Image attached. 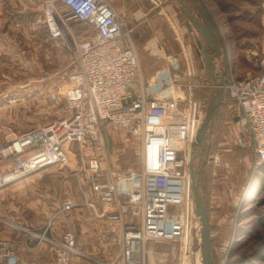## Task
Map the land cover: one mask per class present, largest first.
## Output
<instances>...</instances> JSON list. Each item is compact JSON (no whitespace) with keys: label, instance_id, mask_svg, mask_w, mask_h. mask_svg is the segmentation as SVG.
Wrapping results in <instances>:
<instances>
[{"label":"built area","instance_id":"1","mask_svg":"<svg viewBox=\"0 0 264 264\" xmlns=\"http://www.w3.org/2000/svg\"><path fill=\"white\" fill-rule=\"evenodd\" d=\"M261 10L264 14V0ZM42 11L50 37L70 51L73 62L49 92L59 115L0 139V191L40 169L71 160L76 163L71 174L83 200L64 197L43 231L19 225L26 231L22 245L17 239L0 237V264H79L76 256L91 257L84 251L82 236L71 229L55 234L51 226L60 214L80 206L120 221L114 241L123 264H144L140 252L147 239L186 236L189 154L209 108L208 99L181 97L184 104L176 96L160 99L144 90L136 92L139 55L125 19L109 0H42ZM207 12L229 46V24L212 7L207 6ZM73 20L85 25L81 38L72 30ZM261 63L260 72L239 78L231 71L224 83L239 108L240 121L249 129L257 165L264 162V58ZM18 101L16 96L10 98ZM116 125L142 137L141 181L135 172L103 166L105 131ZM128 214L131 219L126 220ZM43 247L50 259L22 255Z\"/></svg>","mask_w":264,"mask_h":264},{"label":"rangeland","instance_id":"2","mask_svg":"<svg viewBox=\"0 0 264 264\" xmlns=\"http://www.w3.org/2000/svg\"><path fill=\"white\" fill-rule=\"evenodd\" d=\"M144 1L146 5L154 9L153 12L157 17V28L159 30L165 28L159 16L161 7L160 0ZM174 1L175 7L179 5L177 10L178 13L175 12L179 15L180 20L174 23L172 28L168 27V38L171 41L172 49L175 52L179 51L177 37L187 38L192 44V52L198 57L196 61V75L198 80H200V82L211 81L212 77L208 74L209 69L203 56V48L198 46L196 40V36H198L204 46V36L197 31L193 21H191L184 12L182 5L177 3L176 0ZM224 1L225 0H198L203 6V9L207 11V6L212 7L213 10L217 12L216 15L220 16L222 22H227L229 24L228 29L231 35H229L228 40L234 42L235 51H237L242 64L248 66L253 71L261 70V60L264 58V14L261 10V0H228L230 4L227 6L228 8L226 10L222 8L223 5H225L223 4ZM191 9L193 10L192 7ZM30 16L31 20L29 21L32 22V24H25L24 28L20 26L21 28L19 30L16 29L14 34L11 32L9 34L11 36L10 40L13 38L14 42H11L12 44H9L6 48V55L9 60L7 68L11 71H16L19 76H21V70L23 71L25 67L29 68L26 66V63H29V65L31 64L34 70L39 68L47 70L49 68V71H54V75L49 78V84L52 86V84L72 66V55L70 51L65 48L62 51L67 56L68 53L66 49L68 50V62L66 64L60 63L59 60L61 61V58L59 56H56L55 60V54L58 55L59 51L64 47H58L50 37L43 11L41 14ZM209 20L211 19L209 18ZM187 21H190V24L194 27L193 30L187 25ZM210 22L211 25L214 26L212 20ZM71 27L72 30L75 31L77 38L83 36L84 24L73 20L71 21ZM215 29L221 42L224 44L225 39L218 28L215 27ZM141 32L144 33L143 30H141ZM35 39H38V43L33 42ZM131 39L135 45L134 39ZM229 41L228 43L230 44L231 42ZM135 48L137 50L136 45ZM247 49H249L248 51L251 54H247L249 53ZM252 50L255 52L252 53ZM48 51H50L49 55L53 58L51 61L54 60V65L49 61L47 62ZM247 55H249V57ZM201 61L204 65V69L200 68ZM234 65L235 63L232 62L229 68L230 66L234 67ZM40 74H42V72H40ZM214 81L217 82V80ZM201 88V86L195 88L194 97L201 98L204 96L203 89ZM215 95L216 88L213 87L209 93V106ZM28 97L35 99L34 106L36 107L38 101L34 95L31 94ZM221 99L223 102L218 105L211 120L210 128L213 131L212 134L209 137L205 136L207 139L204 138V140H199L195 146L192 147L197 182L209 211L212 250L215 264H226L228 261L251 256L257 250H262L264 253V226L260 224L264 216V190L259 192L256 184L259 165L256 164L252 148L242 147L238 144L237 138L240 132L232 115L227 117L228 119L226 122L224 121L226 111L223 105L224 101H227L226 92L223 93ZM44 104L47 105L44 111H39V108L36 109L34 106L32 109L25 108V110L22 106L13 105L14 108L11 112L15 114L16 107L17 111L22 112L25 116H38L37 118L40 120L43 119L46 112H48L47 119L59 115L58 107L54 104L50 96L45 98ZM166 120L174 121L172 118ZM33 124L34 123L30 120L23 125L25 128H31ZM9 132H11V130H9ZM105 139L107 142V158L103 162V166L107 168L110 165L117 171L128 170L135 172V174H137V180L141 181V135L130 133L126 127L116 125L109 126L105 131ZM201 141H203V143L199 144ZM75 167L76 163L70 160L66 164L49 168L56 169L57 174H47L46 177H43V180L47 177L54 178V174H56L58 175V182H56L55 186L47 187L44 185L45 182H42V179L40 182H34L29 178L24 181L21 179L1 190L0 237L17 239L22 245L23 233L26 231L19 225L43 231L46 225L49 224L51 217L56 214L57 209L60 207V202L64 197L69 196L76 201L83 200V195L77 180L71 174ZM59 169L65 170L61 172ZM186 189L188 199L186 204H184L186 219L185 238L180 240H168L167 242H158L154 240L150 241L148 245L150 244V246L157 247L164 246L167 248L169 256L166 253L163 254L162 260L163 256L165 257L164 259H167L168 256L169 258L167 260L171 261L172 264H204L201 252L203 244L202 223L193 201L194 194L190 174ZM95 216L97 217L96 213L91 208L80 206L76 207L71 212L60 214V216L52 222L51 226L55 234L60 235L66 229H71L80 236H84V251L91 257L82 258L94 264H99L100 261L108 262V260L105 254L96 249H92V247L98 244V239L93 236L92 233V231L95 230L93 227L95 225ZM5 220H7L8 223H6ZM106 240L107 242H111V250L115 251L110 235L106 234ZM45 250V247H43L34 250L33 253L27 251L31 256V258L28 259L37 258L38 252H44ZM143 251H145V248L140 252L144 264H153L155 260L156 264H167L165 263L166 260L159 261L154 255L150 258L147 255L145 260ZM107 254L110 256V253ZM112 255H114V253ZM158 257L161 258V256ZM172 258H174V260H172ZM40 259H42V257ZM257 261L259 262V260ZM262 264H264V262H262Z\"/></svg>","mask_w":264,"mask_h":264},{"label":"crops","instance_id":"3","mask_svg":"<svg viewBox=\"0 0 264 264\" xmlns=\"http://www.w3.org/2000/svg\"><path fill=\"white\" fill-rule=\"evenodd\" d=\"M109 1L113 4V6L116 8L119 14L125 19L126 29L128 30V32L130 31L129 36L134 39L135 45L137 46V50L140 57L139 58L140 67H139V73L137 74L133 82V87L136 92L140 93L144 90V92H146L149 96L160 99H164V98L167 99L176 96L178 99H180V103H184V104L186 103L184 100L181 99V97H190V95L194 99L209 100L211 96V95L209 96V93L211 92V88L213 87L216 88V94H217V85L220 79H214L209 74V70H208V74L212 77L211 81L200 82V80H198L196 75V70H197L196 61L198 60V57L195 56L194 53L192 52V44L188 41V39L185 37L184 38L177 37L179 42V51L175 52L172 49L171 41L168 38V27L172 28L173 24L180 20L179 15L176 14V12L178 13L177 10L179 5H176L175 7L174 0H160V5H161L159 10L160 21L161 20L163 21L162 24L165 25L166 28V29L162 28L163 30L162 29L159 30L157 28L156 26L157 17L153 12L154 9L153 7L146 5L144 0H109ZM184 1L189 6V11L192 13V15L196 19L201 20L203 23L209 25V27H213L215 33L217 34L215 27L211 25L210 22L211 20H209L208 18L209 16L205 15L206 9L202 8L203 6L198 2V0H184ZM176 2L182 5L180 0H176ZM197 2L201 6H199ZM223 4L225 5H223L222 8L226 10L228 8L227 6H229L230 4V1L228 2V0H225ZM191 7L193 8V10L191 9ZM41 12H42V0H0V139L4 137H10L17 133L27 130L30 127L25 128L23 124L29 122L30 120L32 121V123H34L33 125H31V127H33L48 122L54 118L53 117L47 119L48 112H46V115L43 116L42 120L37 118L38 116L27 117L22 112L17 111L16 107H15V111H16L15 114H12L11 112V110L14 108L13 105L22 106L24 109L28 108L26 107L27 105H31V109L34 108L35 99L28 97L31 94H33L38 101V105H36L35 108L36 109L39 108V111L46 110L47 105L44 104V101L45 98L49 97V91H51L55 83L54 82L52 86L49 84L50 83L49 78L52 75H54V71L53 72L52 70L49 71V68L47 70H43L41 68L34 70L32 69L31 64L29 65V63H26V66L29 68L25 67L23 71L21 70L20 71L21 76H19L16 71L14 72L7 68L9 64V60H8V56L6 55L7 54L6 48L9 44H12L11 42H14L13 38L12 40H10L11 38V36L9 35L10 32L14 34L16 29L19 30L21 28L20 26H23L24 28L25 24L28 23L32 24V22L29 21L31 20L30 15L35 16L37 14H41ZM196 26L197 25H195V27ZM196 29L201 33V35L204 36V40H205L204 44H205L206 43L205 33L201 32L200 29L197 27ZM141 30H143L144 33H142ZM33 42L38 43V39L33 40ZM229 42L231 43L230 44L228 43L229 46H227L225 42L223 44L220 40L222 53L220 56L214 57V62L216 63L215 73L218 76H223L224 78L226 76L230 78L233 73L234 76L243 78L248 75L258 73L261 71V70L253 71L248 66L243 65L240 58L238 57L237 51H235L234 42L232 40ZM64 49L65 48L61 49L58 55L55 54V60H56V56L57 57L59 56L61 58V61L59 60V62L62 64H66L69 59L68 58L69 52L66 49L68 53V55L66 56V54H64L62 51ZM248 50L249 49H247V51ZM253 52L255 51L252 50V53ZM49 53L50 51H48L47 53L48 56L47 62L49 61L51 62L52 65H54V60L51 61L53 58L52 56L49 55ZM215 53H216V48L214 47V44L211 42L208 43V54L214 55ZM247 54H251V53L249 52ZM203 56L207 64L206 53H204ZM247 56L249 57V55ZM232 62H234L235 65L234 67L230 66L229 68V65L232 64ZM203 66L204 65L201 61L200 68L202 69ZM40 72H42V74H40ZM214 80H217V82ZM11 81H14L15 83ZM197 86H201L202 87L201 89H203L204 96L201 98H197L193 96V94H195L194 92ZM225 92L227 96V101H224V105H223L226 111L224 121L226 122L228 119L227 117L229 115H232L240 132L237 138V141L239 142L238 144L242 147L252 148V139L250 136L249 129L248 127L242 124L238 116L240 112L239 108L233 102L231 96L229 95V92L228 91ZM11 96L18 97L19 101L16 103L10 102ZM221 102H223L222 99L220 103ZM211 120L209 127L205 133V136L207 137H209L213 132L212 129L210 128L212 122ZM21 127L23 128V130ZM9 130H11V132H9ZM205 136L203 137L202 140H204V138L207 139V137ZM201 143H203V141L199 142V144ZM49 168L51 167L40 169L39 171H36L30 176L24 178L22 181L31 178L34 182L36 181L40 182L42 179V182H45L44 185H46L47 187L55 186L56 182H58L57 181L58 175H56L57 171L56 169H49ZM59 170L63 172V170L65 169H59ZM52 173H56L54 174V178L47 177L43 180V177H46L47 174H52ZM98 208L99 209L101 208L100 204H98ZM125 219L126 220L131 219V215L130 214L126 215ZM94 220H95L94 221L95 225L93 227L95 228V230H93L92 233L93 236H95L98 239L99 245L97 244L95 247H92V249L93 250L96 249L99 252L105 254L108 263L110 264H123V261L121 260L120 247L117 244H115L114 241L115 232L120 230L121 222L114 220L110 216H99V215H97V217L95 216ZM106 234L110 235V237L112 238V244L115 248V251L111 250V242L110 241L107 242ZM150 241H154V240L147 239L145 241V247H144L145 251H143L145 260L147 255L149 258L154 255L159 259V261L162 260L163 254L166 253L169 256L168 254L169 251H167V248H165L164 246L161 247L150 246V244L148 245ZM167 241L168 240L158 241V242H167ZM28 252L33 253V251H28ZM28 252L22 251V255L26 258H31ZM107 253H110V256ZM113 253L114 255H112ZM158 256H161V258ZM168 256L167 259L169 258ZM41 257L42 259H50L49 251L46 249L44 252H38L37 258H41ZM164 258L165 257L163 256L162 261L166 260L165 263L172 264L171 261H168L167 259ZM75 260L79 264H94L90 261H86V259H83L82 257L79 256H76ZM172 260H174V258H172ZM153 264H156V260L153 262Z\"/></svg>","mask_w":264,"mask_h":264},{"label":"water","instance_id":"4","mask_svg":"<svg viewBox=\"0 0 264 264\" xmlns=\"http://www.w3.org/2000/svg\"><path fill=\"white\" fill-rule=\"evenodd\" d=\"M185 13L188 15L189 19L193 21L196 27L200 29L201 32L205 33L206 35V43L203 46L201 40L199 39L198 36H196L198 46L200 48H203V52L206 53L207 55V64L209 66V74L214 78V79H220L218 85H217V94L213 97L211 105L209 106L205 118L203 121L202 126L198 129V131L195 134V137L192 142V147L195 146V144L203 139L205 136V133L209 127L210 120L218 107L220 101H221V96H222V91H223V86L225 83V78L223 76H218L215 73L216 69V63L214 62V57H218L222 53L221 49V43L218 35L215 33V30L213 27H209L206 23H203L201 20L196 19L192 13L189 11V6L184 0H180ZM198 3V2H197ZM199 4V3H198ZM199 6H201L199 4ZM205 15L208 16L207 11L205 10ZM187 24L189 25L190 29L193 30L194 27L190 24V21H187ZM213 43L214 47L216 48V53L214 55H209L208 54V43ZM189 167H190V177L192 181V186H193V201L196 206V211L197 214L200 217L201 223H202V237H203V244L201 248L202 256L204 259V264H215L214 257H213V250H212V237H211V228H210V219H209V211L207 208V205L204 202L203 195L200 192L199 189V184L197 182L196 178V172L194 168V161H193V154H192V148L191 152L189 154Z\"/></svg>","mask_w":264,"mask_h":264},{"label":"trees","instance_id":"5","mask_svg":"<svg viewBox=\"0 0 264 264\" xmlns=\"http://www.w3.org/2000/svg\"><path fill=\"white\" fill-rule=\"evenodd\" d=\"M225 79V81L228 82L229 78L225 76ZM225 91L226 87L224 86L222 95ZM257 173L258 175L256 179V184L258 186L259 192H262L264 190V162L258 166ZM260 224L264 226V216L262 217ZM257 260H259V262ZM262 262H264V253L262 250H257L251 256H246L241 259L228 261L226 264H262Z\"/></svg>","mask_w":264,"mask_h":264}]
</instances>
